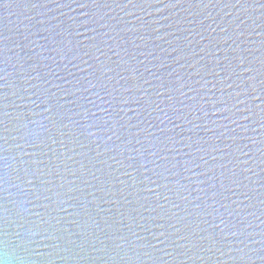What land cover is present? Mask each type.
<instances>
[{"label":"water","instance_id":"95a60500","mask_svg":"<svg viewBox=\"0 0 264 264\" xmlns=\"http://www.w3.org/2000/svg\"><path fill=\"white\" fill-rule=\"evenodd\" d=\"M105 2L0 0V261L264 264V0Z\"/></svg>","mask_w":264,"mask_h":264},{"label":"snow or ice","instance_id":"6c2138e0","mask_svg":"<svg viewBox=\"0 0 264 264\" xmlns=\"http://www.w3.org/2000/svg\"><path fill=\"white\" fill-rule=\"evenodd\" d=\"M94 3L97 4V6L99 7H108V3H101V0H93ZM129 2H131V0H129ZM261 7H264V4L260 5ZM0 51H3V49H0ZM241 64H243V60H241ZM245 71H252L251 68H247L245 69ZM262 75H264V73H262ZM0 79H3V77H0ZM262 92H264V83H262ZM3 99H7L6 97H3ZM61 108L63 107V105L60 106ZM48 111H51V109H47ZM5 115H8V113H4ZM262 120H264V117H261ZM3 121H0V124H3ZM0 139H3L5 141V143H7V139L5 137L0 136ZM3 145H0V148H2ZM5 159V158H2ZM160 175H163V173H160ZM25 176L27 177V172L25 173ZM17 179H19V177H17ZM9 180V175L8 174H0V190L2 191H6L7 189L4 187V185L8 182ZM27 183L31 184L33 183L32 179H27ZM151 190V189H149ZM20 206H22L20 204ZM0 210H2V212H0V218L4 219L5 221H7V209L5 205L0 204ZM161 235H163V233H161Z\"/></svg>","mask_w":264,"mask_h":264},{"label":"clouds","instance_id":"9594fccd","mask_svg":"<svg viewBox=\"0 0 264 264\" xmlns=\"http://www.w3.org/2000/svg\"><path fill=\"white\" fill-rule=\"evenodd\" d=\"M4 248V260L0 261V264H8L9 261L15 258L18 264H25V258L22 256H17L16 250L9 248L7 241L3 242Z\"/></svg>","mask_w":264,"mask_h":264}]
</instances>
